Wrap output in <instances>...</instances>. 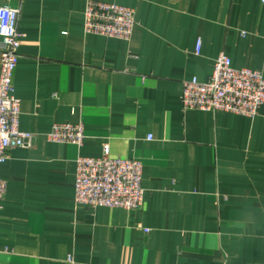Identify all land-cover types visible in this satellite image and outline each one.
<instances>
[{
    "label": "crops",
    "instance_id": "0c3cea01",
    "mask_svg": "<svg viewBox=\"0 0 264 264\" xmlns=\"http://www.w3.org/2000/svg\"><path fill=\"white\" fill-rule=\"evenodd\" d=\"M101 1L134 10L128 40L85 34V0H0L19 8L13 95L35 135L0 165V264H264V106L180 103L221 53L264 77L260 0ZM59 122L83 123L81 145L45 139ZM104 143L142 163L134 211L74 201L76 157Z\"/></svg>",
    "mask_w": 264,
    "mask_h": 264
},
{
    "label": "built area",
    "instance_id": "2783aa9c",
    "mask_svg": "<svg viewBox=\"0 0 264 264\" xmlns=\"http://www.w3.org/2000/svg\"><path fill=\"white\" fill-rule=\"evenodd\" d=\"M264 7V0H260ZM19 8L0 5V165L13 147L30 148L35 135L18 127L19 100L13 95V75L19 59L21 33ZM135 23L130 7L101 0H85L83 32L128 40ZM200 50L196 41L195 54ZM180 103L184 110L225 111L252 118L264 106V77L258 70L233 68L230 58L219 54L206 81L196 77L182 82ZM82 122L53 123L45 139L54 143L81 145ZM150 139V135L148 136ZM6 182L0 178V208ZM74 201L87 209L98 206L134 211L143 203L142 163L113 156L107 143L96 157L75 159Z\"/></svg>",
    "mask_w": 264,
    "mask_h": 264
}]
</instances>
